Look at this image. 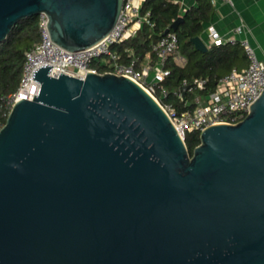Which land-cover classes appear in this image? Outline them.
Returning a JSON list of instances; mask_svg holds the SVG:
<instances>
[{"label":"water","instance_id":"water-1","mask_svg":"<svg viewBox=\"0 0 264 264\" xmlns=\"http://www.w3.org/2000/svg\"><path fill=\"white\" fill-rule=\"evenodd\" d=\"M124 2L0 0V43L45 13L52 39L81 51ZM52 67L0 129V264H264V90L239 121L201 130L191 154L139 82Z\"/></svg>","mask_w":264,"mask_h":264},{"label":"built area","instance_id":"built-area-1","mask_svg":"<svg viewBox=\"0 0 264 264\" xmlns=\"http://www.w3.org/2000/svg\"><path fill=\"white\" fill-rule=\"evenodd\" d=\"M145 0H125L121 15L108 36L97 44L81 50L70 51L57 44L51 37L48 28V17L41 14L40 32L41 40L35 47L26 54L24 73L18 89L9 94L5 108L0 109V129L4 125V117H8L13 104L21 97L33 99L39 93L40 82L33 78L34 71L42 65H53L49 74L59 76L61 73H68L78 77H85L88 71L101 72L98 67L93 66L94 60L104 55L109 58L105 62L109 66L107 71L123 74L131 77L144 86L159 101L157 86L170 74L166 67V61L170 56L175 61L184 64L186 58L179 51V39L175 32H168L155 45L159 56L155 63L146 62L140 68L136 61L127 64L122 61L121 54L112 50V46L123 39L134 35L141 24L147 19L142 13V6ZM137 26V27H135ZM208 41L212 45L224 44V39L214 28L209 27ZM244 49L247 65L239 68L234 67L227 74L222 76L213 91L202 95L198 89H205L207 80L195 78L193 81H184L183 87L186 91L180 90V96L184 110L179 111L171 104L163 106L172 117L178 131L185 138L188 131L203 130L214 123L237 122L242 119L250 110V106L261 95L264 90V60L258 56L256 48L248 39L241 41ZM106 72V71H105ZM194 92L191 102L185 97V93ZM163 96L168 95V90L162 86Z\"/></svg>","mask_w":264,"mask_h":264},{"label":"trees","instance_id":"trees-1","mask_svg":"<svg viewBox=\"0 0 264 264\" xmlns=\"http://www.w3.org/2000/svg\"><path fill=\"white\" fill-rule=\"evenodd\" d=\"M142 13L147 15V19L136 33L114 44L112 50L121 54L123 62L130 64L135 60L136 66L140 68L146 62L157 61L159 53L154 45L166 33L177 34L179 51L186 58V62L180 64L173 56L166 61L170 74L157 86V96L164 105L171 104L182 111L186 107L178 92L182 90L185 80L191 82L195 78L206 79V88L197 90L205 95L213 91L218 80L231 69L247 64L244 49L239 41L214 45L206 51L198 49L194 43L193 38L201 34L204 22L213 18L214 8L210 0H198L196 6L186 10L183 20L177 25L175 23L181 15L178 1L145 0ZM41 14L19 21L8 38L0 43V109L5 108L8 95L15 92L20 85L27 52L41 40ZM107 58L109 56L104 55L94 60L92 65L105 72L109 69L105 62ZM162 86L168 90L167 96L162 95ZM185 97L191 102L189 107H192L194 92L187 91ZM6 120L7 116L4 117V124ZM200 134L199 129L188 131L186 134L185 140L191 154L201 142Z\"/></svg>","mask_w":264,"mask_h":264},{"label":"crops","instance_id":"crops-1","mask_svg":"<svg viewBox=\"0 0 264 264\" xmlns=\"http://www.w3.org/2000/svg\"><path fill=\"white\" fill-rule=\"evenodd\" d=\"M175 1L180 3V16L198 3V0ZM210 1L214 8L213 18L204 22L203 30L199 35L208 49L214 46L208 41V30L212 26L223 37L224 44L233 41L241 43L243 39H248L256 48L258 56L264 60V0Z\"/></svg>","mask_w":264,"mask_h":264}]
</instances>
